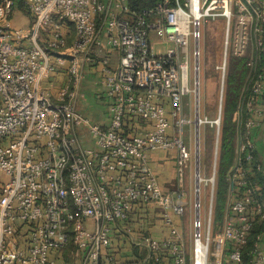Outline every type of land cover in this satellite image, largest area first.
Returning a JSON list of instances; mask_svg holds the SVG:
<instances>
[{"label": "built area", "instance_id": "obj_1", "mask_svg": "<svg viewBox=\"0 0 264 264\" xmlns=\"http://www.w3.org/2000/svg\"><path fill=\"white\" fill-rule=\"evenodd\" d=\"M21 3L32 18L26 31L10 23ZM207 18L224 22L215 66L222 89L231 58L244 59L247 75L221 220L215 194L223 91L219 117H200V125L217 128L216 153L204 219L199 168L186 242L180 218L190 205L191 151L184 133L195 119L184 96L199 86ZM91 68L104 88L105 123H92L79 106ZM259 137L264 0H155L142 11L130 0H0V264H240L254 222L264 219ZM159 151L174 153L175 188L150 164ZM150 204L168 230L162 238L151 233ZM252 264H264L259 242Z\"/></svg>", "mask_w": 264, "mask_h": 264}, {"label": "rangeland", "instance_id": "obj_2", "mask_svg": "<svg viewBox=\"0 0 264 264\" xmlns=\"http://www.w3.org/2000/svg\"><path fill=\"white\" fill-rule=\"evenodd\" d=\"M11 26L13 28H21L28 30L31 26L32 18L30 13L24 8L22 3L19 8L15 10L11 17ZM202 38L200 40V72H199V113L202 120L214 121L219 117V104L220 96L223 91L225 94V88L222 89L220 83V74L215 70V66L220 62L222 55V38L224 34V22L222 19L212 20L207 18L202 22ZM194 43L192 44L193 48ZM193 76L191 73L193 85ZM226 87V86H225ZM90 89V88H89ZM93 94L97 95L101 100V92L98 88L94 87ZM97 93V94H96ZM94 98V96H93ZM87 103L80 104L82 113L92 122L96 123L100 121L101 117H104L107 112V107L104 104V100L97 101L91 99ZM196 94L184 96V103L186 110L193 119H195V103ZM81 103V102H80ZM101 116V117H100ZM233 124L235 123V113L232 115ZM215 129V130H214ZM215 132H214V131ZM185 141L191 151V158L188 162L187 174L185 176V189L187 193L186 203L190 205L186 206L185 214L180 218L182 228L184 230L186 242L189 241L190 235L193 232L192 221L196 215L192 203L197 198L196 186L199 183V178L196 175L197 167V150L199 154V168H200V188H201V203H202V218L204 219L206 214V208L208 203V197L210 194V184L207 185V180L211 178L214 168V159L216 153V134L217 128L211 123H202L200 125L199 136L196 135V124L186 128ZM219 153V152H218ZM219 157V154H218ZM169 166L167 170L170 172L167 177H164L166 188H175L176 184V165L175 159H167ZM220 163V161H219ZM217 175V171H216ZM217 179V177H216ZM4 177L0 174V187L4 184ZM217 182V180H216ZM226 203V201H225ZM152 211L149 213L152 217L153 225L159 227L162 225L161 212L158 208L153 207V204L149 205ZM15 239L19 240L18 237ZM73 248H69L66 252V257L72 252ZM211 260V258H210Z\"/></svg>", "mask_w": 264, "mask_h": 264}, {"label": "trees", "instance_id": "obj_3", "mask_svg": "<svg viewBox=\"0 0 264 264\" xmlns=\"http://www.w3.org/2000/svg\"><path fill=\"white\" fill-rule=\"evenodd\" d=\"M155 0H130L131 8L142 11L150 7ZM247 75L245 61L241 58H231L230 69L227 73L224 101L222 106V117L219 139L218 173L216 186V206L215 216L221 220L225 212L228 194V184L226 174L230 169L234 159V140L236 127L233 124L232 115L238 108L239 98L243 89V84ZM215 130V129H214ZM213 130V131H214ZM215 132V131H214ZM220 161V163H219ZM2 187H0V194ZM264 233V219H256L248 244L243 248L242 262L240 264H252L253 251L259 242V237ZM136 254H139L135 249ZM231 264V263H227Z\"/></svg>", "mask_w": 264, "mask_h": 264}, {"label": "crops", "instance_id": "obj_4", "mask_svg": "<svg viewBox=\"0 0 264 264\" xmlns=\"http://www.w3.org/2000/svg\"><path fill=\"white\" fill-rule=\"evenodd\" d=\"M116 59H117L116 56H114V55L111 56L112 62H115ZM94 87L98 88V90L100 92L104 91V88H103L102 84L100 83V75L98 73V70L95 68L94 69L91 68V69H88V71H87L86 79L84 80L83 86L81 89V95H80L81 106H82V103H84V102L87 103L88 101H92L91 99H95L97 101H102V99L99 100L100 98H98L97 93H96L97 95L92 93V92H94L93 91ZM93 96H94V98H93ZM80 104H79V106H80ZM108 119H109V112H108V106H107V112L105 113L104 117H101L100 121H97V122L98 123H105L108 121ZM258 140H259V142H258L259 148L263 149L264 137H259ZM172 154H174V153L169 152V151H159V152H153L150 155V164H151L152 168L154 169V171L157 173V175H158V177H159V179L163 185L165 184L164 177H167L170 173L167 170V168L169 166L167 159H171V158L174 159V156H172ZM151 233L157 238H162L163 236H166L168 234V230L166 229L165 226H162V227L159 226L156 228L154 226L151 230ZM259 247L264 254V233L261 235V239L259 241Z\"/></svg>", "mask_w": 264, "mask_h": 264}, {"label": "water", "instance_id": "obj_5", "mask_svg": "<svg viewBox=\"0 0 264 264\" xmlns=\"http://www.w3.org/2000/svg\"><path fill=\"white\" fill-rule=\"evenodd\" d=\"M197 80H199V74H197ZM196 116H195V124H196V135L199 136L200 131V113H199V89L198 86L196 87ZM197 150V167H196V175L197 178L199 177V154ZM198 186V183H197Z\"/></svg>", "mask_w": 264, "mask_h": 264}]
</instances>
